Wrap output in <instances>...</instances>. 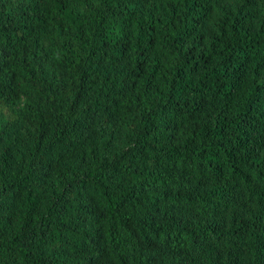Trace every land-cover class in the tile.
I'll return each mask as SVG.
<instances>
[{
	"label": "trees",
	"instance_id": "trees-1",
	"mask_svg": "<svg viewBox=\"0 0 264 264\" xmlns=\"http://www.w3.org/2000/svg\"><path fill=\"white\" fill-rule=\"evenodd\" d=\"M0 264H264V0H0Z\"/></svg>",
	"mask_w": 264,
	"mask_h": 264
}]
</instances>
